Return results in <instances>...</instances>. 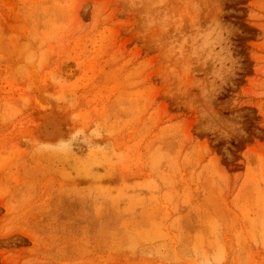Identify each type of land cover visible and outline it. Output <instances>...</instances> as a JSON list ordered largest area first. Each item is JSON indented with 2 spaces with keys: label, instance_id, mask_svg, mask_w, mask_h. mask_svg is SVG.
Wrapping results in <instances>:
<instances>
[{
  "label": "rangeland",
  "instance_id": "obj_1",
  "mask_svg": "<svg viewBox=\"0 0 264 264\" xmlns=\"http://www.w3.org/2000/svg\"><path fill=\"white\" fill-rule=\"evenodd\" d=\"M0 264H264V0H0Z\"/></svg>",
  "mask_w": 264,
  "mask_h": 264
},
{
  "label": "bare ground",
  "instance_id": "obj_2",
  "mask_svg": "<svg viewBox=\"0 0 264 264\" xmlns=\"http://www.w3.org/2000/svg\"><path fill=\"white\" fill-rule=\"evenodd\" d=\"M53 128H54V127H53ZM51 129H52V128H51ZM51 129H50V130H51ZM48 132H49V131H48Z\"/></svg>",
  "mask_w": 264,
  "mask_h": 264
}]
</instances>
